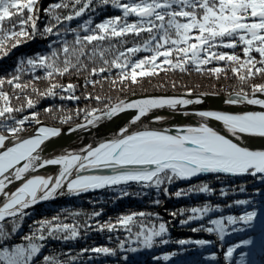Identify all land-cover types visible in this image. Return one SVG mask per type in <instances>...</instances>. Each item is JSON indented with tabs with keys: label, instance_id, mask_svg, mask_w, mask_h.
<instances>
[{
	"label": "snow or ice",
	"instance_id": "6c2138e0",
	"mask_svg": "<svg viewBox=\"0 0 264 264\" xmlns=\"http://www.w3.org/2000/svg\"><path fill=\"white\" fill-rule=\"evenodd\" d=\"M92 0H60V3L50 4L45 11L55 20H52L45 27L41 35L52 34L59 36L60 30L57 28L62 21L69 23L80 17L85 10L89 9ZM103 4H112L113 7L122 10L121 16L108 18L91 27L92 19L85 21L80 27L85 31L81 36L78 29H73L65 25L64 35L75 33V40L70 42L66 39L52 41L49 44L51 52L46 54L37 53L34 57L28 58L27 68L24 67L22 59L11 78L5 80L0 78V196H3L0 205V222L5 217H18L20 221L28 215L24 210L34 206L38 202L55 199L58 196H79L90 191H97L108 188L119 190L122 198L129 195L127 186L137 184L142 188L154 187L159 192L161 188L165 195L171 197L168 187L178 180L188 181L201 175L214 174L219 180L221 175L228 177L252 176L264 183V150H252L243 142L245 137L264 138V110L245 111L242 113H228L216 110H201L194 112L183 111L184 116L193 115L198 117L196 125H174L170 128H149L147 126L138 127L135 131H130L133 125H142L143 118L150 112L157 109L168 108L174 112L179 111L178 106L202 103L203 93L195 99L184 97H146L136 100H119L115 103L109 101L103 107L94 109H78L76 115L84 114L86 123L70 128L71 132L78 129L88 130V126L97 127L104 120H113L121 113L132 111L134 114L128 122L118 131L111 134L110 138L99 141L95 146L88 144L79 151H63L58 156L44 157L42 145L52 137L61 134L60 129L47 126H39L34 133L23 138L20 133L25 131L26 123L35 122L40 125L39 113L32 112L21 119L11 115L14 111L23 113L25 106H11V98L3 90L5 82L14 89L24 92L27 84L20 83V75L24 71L33 73V80L41 79L35 76L38 68L45 72L44 78H53L55 75L63 76L75 70L78 74L81 71H89L88 63L96 64L99 59L100 65L93 67L89 71L90 76L109 79L112 77L113 68L118 71L112 78V83L130 81L132 84L140 83L137 77L152 78L158 74V70L168 71L179 69L181 72L190 71L194 68L198 73H207L220 79L227 77L228 71L233 73L242 84H249L250 91L241 89L235 95L229 94L225 103L231 105L257 106L264 109V84H251L250 81L256 77H264V0H102ZM37 0H0V49H2L6 39L16 38V42L11 47L15 48L22 35H28L24 28L25 24L31 22L33 36L37 31V15H33L36 9ZM76 5H80L79 8ZM71 8L70 14L61 17L55 13L59 8ZM29 15L25 18L24 11ZM38 11V9H37ZM134 16L137 19L129 22L128 18ZM16 17L20 31L15 30ZM183 18V20L178 19ZM8 21L12 25L10 28L4 27V22ZM53 28H57L53 32ZM141 32L148 33V39L143 43H134L133 47L119 51L111 60L105 57V53L112 54L117 51V47L112 43L113 38H119L118 43L122 47L127 44L125 39L129 33L134 37H139ZM159 37V39H158ZM109 41L108 47H103V41ZM97 42V43H93ZM53 44L62 45L61 50L54 48ZM91 45V49H89ZM242 45L244 59L233 51L231 54L221 51V48L236 49ZM87 50V51H86ZM140 51L151 52L149 56L135 60L133 57ZM259 54V59L253 55ZM6 54V53H4ZM162 58V59H161ZM87 61V63L85 62ZM217 63V66L207 68L201 67ZM219 62H224L219 66ZM166 65V68H161ZM139 70V71H138ZM98 81L86 83L95 85ZM163 87V85H161ZM173 87L175 84L173 83ZM55 89L67 92V96L61 95V99L78 101L80 97L74 95L75 85L67 86L51 83L44 92H38L33 87L34 93L38 92V99L47 96L59 95ZM16 99L20 96L13 93ZM187 95H191L188 90ZM86 100H96L98 104L104 103L101 97L85 96ZM37 101L26 96V107L33 109ZM58 110V109H57ZM53 108L45 109L51 112ZM66 118L62 122H67ZM165 117L155 116L154 123H159ZM220 122L224 129L231 134L229 138L219 131L209 126L208 121ZM8 121H12L11 124ZM7 133V134H6ZM49 165L59 166L58 174L55 176L34 175L27 179L29 173L37 172L41 168ZM16 181L23 183L13 192H6L8 185ZM123 186V187H121ZM246 191L244 187L239 189ZM210 186L206 182L197 185H190L187 189L177 190L174 195L177 198L193 193H211ZM234 191V189H233ZM221 193L226 195L225 189ZM135 195H140L136 193ZM154 203L159 204L157 199ZM252 201L242 199L235 201L237 205H249ZM232 207L231 204L228 205ZM220 210L205 204L203 208H191L192 215L189 220H202L212 212ZM184 209L180 212L183 213ZM177 213L171 215L175 217ZM101 215L100 212L94 213ZM149 213H133L131 215L118 217L119 224L124 225V230L128 236L121 240L118 245L120 251L136 252L139 247H131L132 243L142 245L145 249H151L156 243L155 238L163 237L167 233L166 224L161 222L158 230L153 227L145 235V230L133 233L128 227L134 222L135 216H149ZM256 210L244 211L239 216L228 215L221 219H211L209 224L214 227L193 228L192 231H205L208 234L216 233L222 242L227 234L224 220L232 227L233 232H242L253 226L257 220ZM189 220L181 221V224L189 223ZM47 236L53 239H75L78 235L77 228L67 224L58 223L53 225L50 221L40 222L37 231L32 236L26 237L29 240L27 247L17 245L11 251L5 247L0 250V262L3 264H32L33 258L40 252L42 244L35 243L36 239L44 240V231ZM87 230V228H86ZM94 230L109 232L116 231V226L111 222L100 224L97 222ZM16 229L13 228V232ZM7 238L6 233L0 228V241ZM111 239V237L109 238ZM170 241L161 239L159 243L167 244ZM179 245L194 243L200 247L211 246V240H179ZM128 245V247H126ZM254 245L252 239H245L235 245L229 246L225 253V260H231L233 253L242 246ZM105 256L116 255L115 249L108 247H95L84 249ZM177 253L155 257V259L169 260ZM82 255V253H81ZM215 259V255L210 257ZM127 261V257H124ZM48 258L45 257V261ZM244 256H241V264Z\"/></svg>",
	"mask_w": 264,
	"mask_h": 264
},
{
	"label": "trees",
	"instance_id": "16d2710c",
	"mask_svg": "<svg viewBox=\"0 0 264 264\" xmlns=\"http://www.w3.org/2000/svg\"><path fill=\"white\" fill-rule=\"evenodd\" d=\"M121 2H124V0H121ZM56 3H60V0H37L36 9L33 12V15L38 16L36 20L37 31L34 38H30L33 36V33L31 22H29L24 25L28 35L19 37L23 41L22 43H18L15 48H12L11 45L16 42V38L11 37L5 40L2 49H0V78H4L5 80L11 78V75L22 59L24 60V67L27 68L26 61L28 58L34 57L37 53L46 54L51 52L52 49L49 48V44L52 41L63 39L70 42L74 41L75 33L70 32L64 35L65 25L78 29L80 35L83 36L87 33L80 26L90 18L92 19L91 27H95L96 24L105 19L122 15V10L113 7L112 4H103L102 0H92L89 9L85 10L80 17L73 19L70 23L62 21L57 25L61 33L59 36L52 34L41 35L49 24V21L52 20V17L45 9L50 4ZM76 7L79 8L80 5H76ZM70 12V7H62L55 10V13L61 17L70 14ZM23 15L26 18L29 14L25 10ZM13 19L16 20L15 30L19 32V22L16 17ZM136 19L134 16L128 18L129 22ZM178 19L183 20V18ZM52 23L55 24V20H52ZM4 27L10 28L12 25L8 21H5ZM57 28H53V32H56ZM0 38H2V34H0ZM125 39H127L128 43L121 47L118 43L119 38H113L112 43L116 45L118 50L112 54L105 53V57L111 60L115 55H119V51L133 47L134 43H143V40L148 39V33L141 32L139 37H134L133 34L129 33ZM100 43H102L103 47L109 46V41L107 40ZM52 46L61 50L62 55L61 44H53ZM91 47L89 45V49L87 50H90ZM242 47V45H238L236 49L221 48L220 50L230 54L235 51L241 57V60H243ZM151 54V52L140 51L133 59L139 60ZM253 55L259 59L258 53H253ZM85 62L87 63V61ZM223 64L224 62H219V66H223ZM99 65L100 61L98 59L96 64L88 63V69L90 71L93 67H98ZM214 66H217L215 61L212 64L201 67L211 68ZM166 67V65H161V68ZM89 71H81L77 74L75 70H72L63 76L55 75L53 79L44 78V70L38 68L34 75L41 77V79L36 80H33L32 72H22L20 83L28 85L24 92H21L20 89H14L6 82L3 85V90L11 98V106H25L23 113L14 111L11 115L17 119H21L23 116L30 115L35 111L39 113L38 118L40 121L58 125H70L71 123L81 122L85 119L83 112L79 116L76 115L78 109L100 108L104 104L109 103V101L113 103L120 98L133 96L134 94L188 91L189 89L192 91L204 90L219 93L240 91L241 89L250 91L249 84H242L233 76L231 71L227 73L228 78L221 76L220 79H217L214 76H209L206 72L203 74L198 73L194 68L187 72H181L179 69L158 70V74L152 78L138 76L137 79L141 82L136 84H132L130 81L112 83V78L115 77L118 71L115 68H113L112 77L109 79L101 78L107 75V73L101 74V77H96L90 76ZM86 78L89 81L97 80L98 82L95 85L86 83ZM51 83L64 86L69 84L75 85L74 95L80 97V99L78 101L61 99V95L67 96L68 93L62 92L60 89L54 90L59 95L38 99V92L46 91ZM173 83L175 87H173ZM250 83L255 85L264 84V77L258 76L252 79ZM33 87L38 90L37 93L32 91ZM13 93H18L20 98L16 99ZM89 94L101 97L104 103L98 104L96 100L84 99ZM26 96L34 101L38 100L35 108L29 109L26 107ZM2 105L3 101H0V106ZM49 108H53V111L46 113L45 109ZM68 117L70 119H67V122H62ZM8 123L11 124L12 121H8ZM35 124V122L26 123L25 131L35 126ZM202 182H206L210 186L212 190L210 194L193 193L181 196L180 198L174 195L177 190L187 189L190 185H197ZM241 187H244L246 191L241 192L239 190ZM221 189H225L227 194H222ZM127 191L130 193L129 195L117 198L119 196L118 189L113 191L105 188L92 194L62 199V201H52L44 203L39 207L30 208V210L25 211L28 215L24 216L22 221L18 217H9V219L0 222V228L7 235L6 239L0 241V250L7 247L11 251L17 245L27 247L29 240L26 237L32 236L34 232L39 236L40 233L37 231L39 223L50 221L53 225L63 223L70 227H75L77 228L78 235L75 239L69 240L62 238L53 239L47 236V230L45 229V239L42 241L36 239L34 241L35 243L42 244L43 247L33 258L32 264H241L242 255L244 256L243 264H264V183L258 179L248 175L236 177L221 175L218 180L214 174H211L188 182L178 180L168 187V192L173 194L171 197L165 195L163 188H161L158 195L154 187L142 188L135 183L127 186ZM136 193H140V195H135ZM157 199L160 201L159 204L154 203ZM242 199L250 200L252 203L249 205L235 204V201ZM205 204H209L213 208L218 207L220 210L208 213L202 220H189V217L192 215L191 208H203ZM229 204L232 207H229ZM181 209H184L183 213L180 212ZM246 210H256L258 213L257 220L253 222V226L242 232H233L232 227L234 226L227 225V220H224L227 234L224 236L222 242L216 233L210 235L205 231H192L193 228L200 227L201 225L214 227L209 224V220L211 219H221L228 215L239 216ZM96 212H100L101 215L95 216L94 213ZM140 212L151 215L144 217L135 216L134 222L128 225L133 233H137L143 228L145 235H147L148 231L153 227L158 230L161 222L166 224L167 233L163 237L155 238L156 243L151 249H145L142 245L132 243L130 246L139 247L138 251H120L117 237L123 240L128 236V232L124 230V225L119 224L118 217ZM173 212L177 213L175 217L171 215ZM183 220H189V223L182 225L181 221ZM97 222L100 224L111 222L112 225L116 226L117 230L114 232L94 230ZM13 228L16 229L15 232H13ZM110 237L111 239H109ZM161 239H167L170 242L161 244L159 243ZM200 239L211 240L213 244L210 247L205 246L202 248L194 243L183 246L176 243L179 240L195 241ZM245 239H252L254 245L237 248L231 260H225L227 248ZM95 247L115 249L116 255L105 256L91 251H83L84 249L90 250ZM173 252L177 254L167 261L155 259V257ZM212 255L216 257L214 260L210 258ZM45 257L48 258L47 261H45ZM124 257H127V261H125ZM0 264H3V262H0Z\"/></svg>",
	"mask_w": 264,
	"mask_h": 264
},
{
	"label": "water",
	"instance_id": "95a60500",
	"mask_svg": "<svg viewBox=\"0 0 264 264\" xmlns=\"http://www.w3.org/2000/svg\"><path fill=\"white\" fill-rule=\"evenodd\" d=\"M236 92L239 91H232L228 93L224 92H214V91H192L191 95H187L188 91H172V92H156V93H145V94H134L133 96H127L120 98L113 103L119 101V100H136L140 98H146V97H184V98H190L195 99L197 96H199L201 93H203L202 103L199 104H191L187 106H178L179 111H172L168 108L163 109H157L150 112L146 117L143 118L142 125H133L130 127V131L137 130L138 127L141 126H147L149 128H170L174 125H196L198 122V117L189 115L184 116L180 114L183 111H187L189 113L194 111H201V110H216V111H222V112H228V113H242L245 111H262L264 109H260L257 106H248V105H231L225 103V100L228 98V95L231 93L235 95ZM134 113L132 111L121 113L118 116H116L113 120H104L102 123H100L97 127L93 128L91 125L88 126V130H82L78 129L77 131L71 132L69 134L70 128H76L77 125L85 124V119L81 122L77 123H71L70 125H64V124H53L50 122H44L40 121L41 124L27 129V131L20 133V136L23 138H27L31 136L35 129L39 126H47V127H54L58 128L61 131V134L56 137H52L48 141L45 142V145H42L44 148V152L41 153L44 157H52V156H58L63 151H79L83 146L92 144L96 145L99 141L110 138L111 134L118 131L119 128L123 127L129 120V118L132 117ZM155 116H161L165 117L163 121L159 123H154L153 118ZM172 116L176 117L173 118ZM209 126L213 127L214 130L219 131L221 134L235 139L234 137H231V134L227 132L226 129H224L223 125L214 120L208 121ZM246 146H248L252 150H264V138L259 137H245L243 141ZM59 166L49 165L45 168L39 169L37 172L29 173L25 177V179L34 176V175H41V176H55L58 174ZM211 175V174H207ZM207 175H201L198 177H194L191 180L194 179H200ZM246 176V175H244ZM182 182H188L184 180H180ZM23 181H16L13 184L8 185V187L5 189L6 192H13L15 191ZM103 190V189H100ZM97 190V191H100ZM97 191H90L88 193H83L79 196H83L84 194H92ZM76 196H58L55 199H50L48 201H41L35 204L34 206H31L30 208L39 207L44 203H49L52 201H62V199H69ZM4 197L0 196V205H2ZM30 208L25 209L24 211L30 210ZM9 219V217H5V220Z\"/></svg>",
	"mask_w": 264,
	"mask_h": 264
},
{
	"label": "bare ground",
	"instance_id": "6f19581e",
	"mask_svg": "<svg viewBox=\"0 0 264 264\" xmlns=\"http://www.w3.org/2000/svg\"><path fill=\"white\" fill-rule=\"evenodd\" d=\"M173 118H176V117H174V116H172Z\"/></svg>",
	"mask_w": 264,
	"mask_h": 264
},
{
	"label": "rangeland",
	"instance_id": "374dc122",
	"mask_svg": "<svg viewBox=\"0 0 264 264\" xmlns=\"http://www.w3.org/2000/svg\"><path fill=\"white\" fill-rule=\"evenodd\" d=\"M201 179V178H200ZM195 180V179H194ZM77 197V196H76Z\"/></svg>",
	"mask_w": 264,
	"mask_h": 264
}]
</instances>
